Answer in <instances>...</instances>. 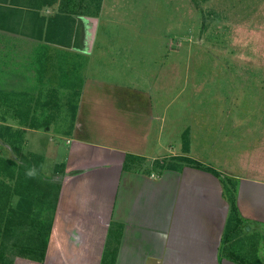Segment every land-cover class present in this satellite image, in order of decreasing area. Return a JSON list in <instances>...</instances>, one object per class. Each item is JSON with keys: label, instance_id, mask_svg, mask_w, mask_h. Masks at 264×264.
<instances>
[{"label": "crops", "instance_id": "crops-1", "mask_svg": "<svg viewBox=\"0 0 264 264\" xmlns=\"http://www.w3.org/2000/svg\"><path fill=\"white\" fill-rule=\"evenodd\" d=\"M105 2L97 13L83 15L94 0H0V49L8 50L12 65L24 63L15 60L24 57L20 50H33L40 54L37 69L56 64L57 81L66 80L64 70L82 66L80 81L75 74L74 86L69 84L80 86V95L72 131L64 138L66 155L50 171L42 166V174L59 185L44 260L17 258L13 264H101L107 246H116L113 264H235L220 252L229 207L218 177L189 166L161 174L123 169L128 155L151 163L186 155L152 153L161 144L162 126L148 89L124 83L117 71L112 79L86 75L96 40L107 32ZM91 19L96 24L89 44ZM83 54L84 68L75 61ZM25 72H12L11 83L26 80ZM20 128L25 136L39 130ZM56 164L62 169L56 171ZM236 206L247 223L264 226V180L239 178ZM111 223L121 225L117 244L108 239Z\"/></svg>", "mask_w": 264, "mask_h": 264}, {"label": "rangeland", "instance_id": "rangeland-1", "mask_svg": "<svg viewBox=\"0 0 264 264\" xmlns=\"http://www.w3.org/2000/svg\"><path fill=\"white\" fill-rule=\"evenodd\" d=\"M196 2L106 0L102 19H108L107 32L99 34L101 41L96 40L86 75L112 79L117 71L124 83L149 90L162 126L161 144L153 147L155 155L172 150L175 155L194 158L213 168L220 182L230 179L236 183L239 178L263 181L264 0ZM20 51L24 57L15 56V60L24 63L14 66L8 50L0 49V92L21 95L30 91L33 98L45 91L53 93L45 97L50 101L49 130L32 131L24 139L26 153L41 156L44 170L50 171L53 163H60L66 155L64 138L69 135L55 134L64 109L59 107L60 100L80 90V86L69 84L82 72V66L77 65L71 73L63 71L66 80L58 81L68 84L64 87L55 79L56 64L48 62L37 69L40 54ZM76 56L75 61L84 68L86 57ZM24 70L27 79L11 83L12 72ZM140 74L142 79L137 78ZM77 78L80 81L79 75ZM56 81L57 94L52 90ZM3 124L16 126L12 121ZM0 156L13 158L2 147ZM171 158L176 157L163 159ZM244 225L246 231L259 234L263 261L264 226L246 220Z\"/></svg>", "mask_w": 264, "mask_h": 264}, {"label": "trees", "instance_id": "trees-1", "mask_svg": "<svg viewBox=\"0 0 264 264\" xmlns=\"http://www.w3.org/2000/svg\"><path fill=\"white\" fill-rule=\"evenodd\" d=\"M102 0H94L93 9L84 10L83 15L97 13ZM197 3V0H192ZM205 1V0H203ZM82 14V13H80ZM64 37H66L63 34ZM62 43L65 41L62 39ZM78 49V48H77ZM74 86V81L71 82ZM43 96L32 97L28 93L0 92V145L7 146L18 158V162L0 156V264H13L17 258L41 263L44 260L46 247L52 227L57 202L59 185L42 174L43 158L33 153H23L25 130H49L48 108L50 101ZM80 91L65 94L60 100L61 114L58 122V134H69L72 131ZM75 95V100L72 96ZM57 104V102H56ZM12 121L19 128L5 125ZM57 128V129H56ZM62 130V131H61ZM184 166L208 171L218 177L217 172L194 159L178 156L167 161L154 160L150 166L145 165L144 158L134 155L126 156L123 169L150 174H161L165 170H180ZM57 171L61 165L54 167ZM224 200L228 203V216L221 239V255L235 264H264L259 257L260 236L246 231L244 221L236 206V183L230 179L222 180ZM12 197L16 201L12 202ZM121 234V225L110 224L108 239H115ZM116 246L106 247L101 264H113Z\"/></svg>", "mask_w": 264, "mask_h": 264}, {"label": "water", "instance_id": "water-1", "mask_svg": "<svg viewBox=\"0 0 264 264\" xmlns=\"http://www.w3.org/2000/svg\"><path fill=\"white\" fill-rule=\"evenodd\" d=\"M90 21L92 22V28H91V31H90L89 44H90V41H91V38H92V35H93V32H94V25L96 24V20L95 19H91Z\"/></svg>", "mask_w": 264, "mask_h": 264}]
</instances>
